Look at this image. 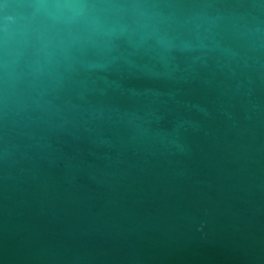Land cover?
Masks as SVG:
<instances>
[{"label": "water", "instance_id": "obj_1", "mask_svg": "<svg viewBox=\"0 0 264 264\" xmlns=\"http://www.w3.org/2000/svg\"><path fill=\"white\" fill-rule=\"evenodd\" d=\"M0 264H264V0H0Z\"/></svg>", "mask_w": 264, "mask_h": 264}]
</instances>
